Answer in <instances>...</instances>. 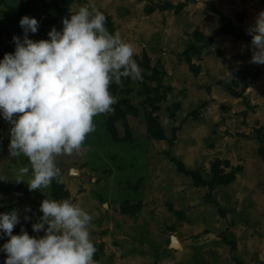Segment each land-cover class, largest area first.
Instances as JSON below:
<instances>
[{
    "label": "rangeland",
    "instance_id": "374dc122",
    "mask_svg": "<svg viewBox=\"0 0 264 264\" xmlns=\"http://www.w3.org/2000/svg\"><path fill=\"white\" fill-rule=\"evenodd\" d=\"M82 6L133 44L142 80L110 85L114 111L94 117L80 152L56 157L63 182L40 191L31 170L16 181L30 162L9 155L0 116V208L19 210L13 234L44 235L32 229L40 203L68 199L93 217L97 264H264V65L251 62L248 33L264 0H0V59L22 16L40 22L31 39H49Z\"/></svg>",
    "mask_w": 264,
    "mask_h": 264
},
{
    "label": "clouds",
    "instance_id": "9594fccd",
    "mask_svg": "<svg viewBox=\"0 0 264 264\" xmlns=\"http://www.w3.org/2000/svg\"><path fill=\"white\" fill-rule=\"evenodd\" d=\"M106 19L95 6H82L63 20L62 30L53 27L49 39L33 40L29 34L38 32L39 21L22 16L23 38L14 35V52L0 59V116L11 124L9 155L30 162L16 180L25 182L31 170L30 190L49 188L53 179L63 182L56 157L80 152L95 131L94 117L114 111L119 98L110 92L113 82L142 80L135 47L110 32ZM248 33L251 62L264 65V11ZM39 207L43 215L32 229L42 236L23 228L13 234L19 210L0 213V236L9 237L0 246L4 264H97L89 231L93 217L86 210L68 199H44Z\"/></svg>",
    "mask_w": 264,
    "mask_h": 264
},
{
    "label": "water",
    "instance_id": "95a60500",
    "mask_svg": "<svg viewBox=\"0 0 264 264\" xmlns=\"http://www.w3.org/2000/svg\"><path fill=\"white\" fill-rule=\"evenodd\" d=\"M64 19H65L64 17L60 18V20L57 23H55L51 28L55 27L57 30H62L63 29V20ZM51 28H50V30H51ZM29 36H30V38H32L33 34L30 33ZM22 38H23V36H21V39Z\"/></svg>",
    "mask_w": 264,
    "mask_h": 264
},
{
    "label": "bare ground",
    "instance_id": "6f19581e",
    "mask_svg": "<svg viewBox=\"0 0 264 264\" xmlns=\"http://www.w3.org/2000/svg\"><path fill=\"white\" fill-rule=\"evenodd\" d=\"M39 26H40V23H39ZM174 246H179V242L178 241H174Z\"/></svg>",
    "mask_w": 264,
    "mask_h": 264
},
{
    "label": "trees",
    "instance_id": "16d2710c",
    "mask_svg": "<svg viewBox=\"0 0 264 264\" xmlns=\"http://www.w3.org/2000/svg\"><path fill=\"white\" fill-rule=\"evenodd\" d=\"M183 169V168H182ZM184 170V169H183ZM56 197V196H55ZM0 210H1V208H0ZM0 213H4V211L3 210H1V212Z\"/></svg>",
    "mask_w": 264,
    "mask_h": 264
}]
</instances>
